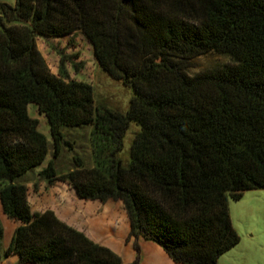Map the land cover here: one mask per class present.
<instances>
[{
    "label": "trees",
    "instance_id": "obj_1",
    "mask_svg": "<svg viewBox=\"0 0 264 264\" xmlns=\"http://www.w3.org/2000/svg\"><path fill=\"white\" fill-rule=\"evenodd\" d=\"M0 11V202L19 223L5 250L0 225V263L17 255V264H123L53 211L32 213L18 180L46 164L49 184L121 201L129 239L156 242L177 264H218L241 241L228 196L264 189V0H16ZM78 34L133 90L127 113L97 107L93 86L71 79L63 54L51 72L38 39ZM210 53L237 61L191 76L187 64ZM132 122L141 131L125 167L118 154ZM87 126L94 167L74 156L75 168L59 174L64 129ZM135 247L130 264H140Z\"/></svg>",
    "mask_w": 264,
    "mask_h": 264
},
{
    "label": "rangeland",
    "instance_id": "obj_2",
    "mask_svg": "<svg viewBox=\"0 0 264 264\" xmlns=\"http://www.w3.org/2000/svg\"><path fill=\"white\" fill-rule=\"evenodd\" d=\"M1 4L14 6L16 0H0V6ZM38 48L53 74H58L60 54L70 58L67 69L71 79L93 86L94 100L97 107L123 114L127 113L133 98V90L111 77L100 67L91 43L83 34H78L72 39L45 40L39 38ZM236 61L234 58L210 53L191 60L187 64V71L191 76H194L200 72L222 67ZM31 113L35 114L33 109ZM140 131V126L132 122L125 135L123 149L118 154L125 167L130 165L131 148ZM92 132L91 126L79 129H64L66 140L70 145L63 146L61 154L56 160L59 174H66L75 168L74 156L82 158L87 168L94 167ZM52 154L53 150H51L49 160L52 158ZM24 181L32 185L35 181L40 182L36 173L29 175ZM30 195L34 196L33 186L30 187ZM227 200L232 226L241 241L232 253L223 259L222 263L264 264V189L245 191L243 197L237 201L229 196Z\"/></svg>",
    "mask_w": 264,
    "mask_h": 264
},
{
    "label": "crops",
    "instance_id": "obj_3",
    "mask_svg": "<svg viewBox=\"0 0 264 264\" xmlns=\"http://www.w3.org/2000/svg\"><path fill=\"white\" fill-rule=\"evenodd\" d=\"M34 110L35 114L31 113ZM30 116L40 121V131L50 140L49 126L45 116L40 115L35 106L29 107ZM49 161V156L47 162ZM46 164L27 173L18 180L28 188V202L32 213H44L51 210L68 226L83 232L88 238L97 244L110 248L122 258L123 264L132 263L137 257L135 245L139 247L140 264H177L166 251L156 242L143 237L129 239L130 221L121 201H91L81 199L75 189L64 182L49 184L40 176V172ZM36 173L38 181L32 185L24 180ZM33 186L34 196L30 195V187ZM0 225L4 229L3 249L10 246L13 235L19 223L8 218L2 209L0 202ZM233 249L223 255L218 264L232 253ZM19 257L11 255L4 258L0 264H17Z\"/></svg>",
    "mask_w": 264,
    "mask_h": 264
}]
</instances>
